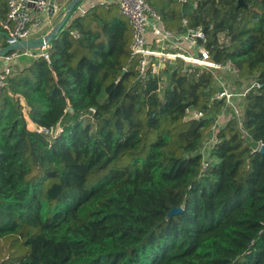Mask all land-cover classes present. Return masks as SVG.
<instances>
[{
	"label": "trees",
	"instance_id": "obj_1",
	"mask_svg": "<svg viewBox=\"0 0 264 264\" xmlns=\"http://www.w3.org/2000/svg\"><path fill=\"white\" fill-rule=\"evenodd\" d=\"M149 1L223 68L142 77L118 5L76 9L0 93V264H264V0Z\"/></svg>",
	"mask_w": 264,
	"mask_h": 264
},
{
	"label": "built area",
	"instance_id": "obj_2",
	"mask_svg": "<svg viewBox=\"0 0 264 264\" xmlns=\"http://www.w3.org/2000/svg\"><path fill=\"white\" fill-rule=\"evenodd\" d=\"M8 6L7 21L9 23L8 35L16 41H27L31 39L34 30L39 28L44 22V18L49 15L50 0H5ZM203 0H178L181 4H198ZM32 3L35 5L37 16L32 14ZM121 14L127 19L132 29V40L130 49L133 55L138 56L140 59L139 71L142 77L148 73L158 75L165 65L173 64L176 59H182L189 66H197L208 70H220L223 67L214 63L210 59V54L201 42L206 41V36L201 28L189 29L186 33H174L166 28L163 19L159 12L152 7L149 0H117ZM78 14H86L81 8H78ZM183 26H186L184 21ZM150 27L155 28L158 33L157 43L162 44L166 49L172 48L175 42L185 40L188 41L197 54L191 53L188 50L182 52H164L154 49L147 40V32ZM21 53V52H20ZM18 51L5 57L11 60L20 57ZM24 55L31 58L37 57L32 51H25ZM45 59L49 60V55L46 52L40 54ZM227 69L230 70L229 67ZM12 73V67H7L0 72V93L6 87L8 79ZM217 98H225L228 102L231 101L232 93L227 90L219 93ZM195 117H202V113L193 112ZM211 131H216V125H213ZM37 133H44L53 135V128L37 127ZM214 143V137L206 142L203 148V154L207 149L208 144ZM208 161L205 158L203 161L204 169L208 166Z\"/></svg>",
	"mask_w": 264,
	"mask_h": 264
},
{
	"label": "crops",
	"instance_id": "obj_3",
	"mask_svg": "<svg viewBox=\"0 0 264 264\" xmlns=\"http://www.w3.org/2000/svg\"><path fill=\"white\" fill-rule=\"evenodd\" d=\"M71 1L72 0H57V12L55 13V15L53 17H50L48 15V17H46V19H44L45 21L42 23V25L39 28L34 30V33L32 34L31 39L41 38V37L49 34L58 25V23L61 21V19L63 17L64 9H65V7H67V5ZM116 1L117 0H85L83 2V4L80 5V8H81V10H83L84 12L87 13V11L95 5H113V4L117 5ZM32 14L34 17L37 16V11H36L35 7H32ZM4 15H5L4 16L5 20L0 17V29L3 30V31L0 30V32L8 34V27L10 25L7 21V15L6 14H4ZM80 15H85V14H80ZM172 23H173V21L170 24H172ZM170 31H172L174 33L178 32L177 30H175V31L170 30ZM158 36L159 35L156 32L155 28L150 27L148 32H147V40L153 46L154 49L161 50L164 52H175V53L182 52L183 50L184 51L188 50L191 53H195L198 55L197 50H195L194 48L192 49L190 43L188 41H185L184 39L181 41L175 42L176 46L169 48V49H166L162 44L156 42V40L158 39ZM7 46H8V44H7L5 37L0 36V47L4 48ZM43 51L45 52L46 50H43ZM24 53H25V51L21 52L20 57H17V58L11 59V60H7V59H5V57L0 56V72L3 71L7 67H13L15 64H18L20 61H27L28 59L31 58L28 55H24Z\"/></svg>",
	"mask_w": 264,
	"mask_h": 264
},
{
	"label": "water",
	"instance_id": "obj_4",
	"mask_svg": "<svg viewBox=\"0 0 264 264\" xmlns=\"http://www.w3.org/2000/svg\"><path fill=\"white\" fill-rule=\"evenodd\" d=\"M35 1V0H34ZM85 0H72L67 7L64 9L63 17L58 25L46 36L37 39H30L27 41H16L11 38L7 33H1V37H5L8 46L0 47V56L7 57L14 52H23V51H43L50 47L52 41L56 37V35L62 31L68 24L70 19L74 17L75 10L80 8V5L83 4ZM240 4L243 3V0H239ZM35 7L34 3L31 5ZM57 12V0H50L49 4V16L53 17ZM78 14V11H77ZM259 152L264 155V144L260 146ZM183 212L182 208H174L172 212L169 214V217H173L174 215L180 214Z\"/></svg>",
	"mask_w": 264,
	"mask_h": 264
},
{
	"label": "rangeland",
	"instance_id": "obj_5",
	"mask_svg": "<svg viewBox=\"0 0 264 264\" xmlns=\"http://www.w3.org/2000/svg\"><path fill=\"white\" fill-rule=\"evenodd\" d=\"M44 19H46V17ZM35 52H40V51H35ZM28 127H29L30 130L35 131L38 126H36L33 122L30 121V122H28Z\"/></svg>",
	"mask_w": 264,
	"mask_h": 264
}]
</instances>
